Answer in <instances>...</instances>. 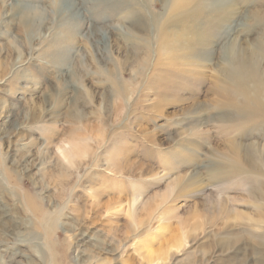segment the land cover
<instances>
[{
  "label": "rangeland",
  "instance_id": "1",
  "mask_svg": "<svg viewBox=\"0 0 264 264\" xmlns=\"http://www.w3.org/2000/svg\"><path fill=\"white\" fill-rule=\"evenodd\" d=\"M135 1L160 26L175 2ZM115 2L0 0V264H264V92L225 72L243 53L264 85V0H203L165 32L199 58L143 55ZM51 220L83 226L46 239Z\"/></svg>",
  "mask_w": 264,
  "mask_h": 264
},
{
  "label": "bare ground",
  "instance_id": "2",
  "mask_svg": "<svg viewBox=\"0 0 264 264\" xmlns=\"http://www.w3.org/2000/svg\"><path fill=\"white\" fill-rule=\"evenodd\" d=\"M66 1H67L68 6L72 10L75 11V9L77 7V3H74V0H72V1L66 0ZM142 1H144V0H142ZM166 1L167 0H163V3ZM202 2H203V0H175V2L172 3V5L169 9L167 20L161 26L160 25H153L154 20L156 18L155 15H151L152 18H150V19H148L144 15H142L143 10L139 8L140 5L138 3H136L135 0H117V2H115V4L117 5V7H122L123 5H128V6H132L133 8L137 9L136 14L138 16L137 17L138 20L137 21L135 20V23H137V24H138V22L140 23V25H138V26L141 27L142 34L140 35L138 32L135 31L134 36L136 38L143 37L146 40L147 45L140 47L141 52H143V55H146L148 53V50H150V48H151L150 44L152 43V41H153L152 44H154L156 46L155 51L158 53L159 48L162 45V42H166V39H167L169 41L167 43H178L179 45H183L181 42L184 43V46L182 47V49H180V50L178 49L179 52H181V56H180L181 58H186V57L199 58L201 51H202V48L204 46L203 42L195 40L194 45L192 47H190L189 45L186 46L185 45L186 41L184 39L185 34L182 33L184 31H179L178 32L179 34L176 33V34H172V35H166L165 37H164V35H165V32L169 31L168 30L169 28H171V30L173 31L175 28H180L183 26L186 27V24L190 21L191 22L192 21L198 22V20L203 17L202 15H204L202 12V8H200V6L202 5ZM79 10H81V9H79ZM75 14H77V13H75ZM134 17L136 19V16H134ZM19 23H20V26H22L24 28V30H26V31L30 30L31 24L29 23L27 18L22 17L20 19ZM193 29H194V31H196L198 29V25L193 26ZM175 31H177V29ZM103 32L104 33H102V34H106V35H108V37H110V34L108 32H106V31H103ZM190 42L191 41H188V44ZM255 48H256V51L258 53H260L262 55L264 54V46L263 47L255 46ZM245 56L246 55L242 53V56L240 58L236 57L238 59L231 61L225 70V72L227 73V75L226 74L225 75H226L227 81H230V85L234 89H239L241 91L249 92L251 99L254 100L253 102H255L256 100L259 102L260 100H259L258 96L260 94H262L261 92H264V85L262 84V79H261V76L259 74V71H257V69H255V67L253 66L254 63H252V61H250L251 58L245 57ZM143 60H144L143 63H146V58ZM143 65H142V67H143ZM263 74H264V72H263ZM249 84H252V87H250ZM235 155L238 156L237 154H235ZM18 167H20V165ZM210 168L215 170V169H217V165L212 164ZM208 170H210V169H208ZM197 180H198V178H196L195 175H191L178 188L177 191H179V192L186 191L188 188L194 186L197 183ZM179 184L180 183H177L176 185H179ZM27 205H28L27 210L31 214H33L34 211H37L38 206L33 204V202L30 200V198L27 199ZM89 220L91 221L92 219H89ZM82 226H83L82 224H78V225L75 224L73 227H71V229L64 228V229L60 230V232H57L56 227H55V222H54V220H51L50 223L46 227H41L40 223H37L36 226H34V229L38 230V232H40L41 234H44L46 239H49V237L52 234H56L57 236H62L63 233H69L70 232L72 234V236H74L75 231H77L78 229H81ZM80 237L85 238L87 236L81 235Z\"/></svg>",
  "mask_w": 264,
  "mask_h": 264
}]
</instances>
